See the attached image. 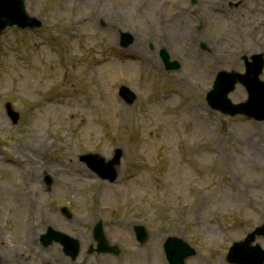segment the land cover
I'll use <instances>...</instances> for the list:
<instances>
[{"label":"rangeland","instance_id":"1","mask_svg":"<svg viewBox=\"0 0 264 264\" xmlns=\"http://www.w3.org/2000/svg\"><path fill=\"white\" fill-rule=\"evenodd\" d=\"M22 1L41 26L0 34V256L168 264L164 242L176 238L194 252L185 264H226L231 245L264 223V121L225 116L205 97L219 70L242 73V57L263 50L264 27L203 23L200 0ZM162 49L177 69H165ZM229 99L246 92L238 85ZM116 150L112 183L80 160ZM50 228L77 241L74 261L43 244ZM114 246L117 256L102 250Z\"/></svg>","mask_w":264,"mask_h":264},{"label":"water","instance_id":"2","mask_svg":"<svg viewBox=\"0 0 264 264\" xmlns=\"http://www.w3.org/2000/svg\"><path fill=\"white\" fill-rule=\"evenodd\" d=\"M13 25H17L20 28H33L37 27L39 22L25 14L20 0H0V32L6 26ZM161 58L168 70H174L179 67V65L175 63L169 64L167 55L164 52L161 53ZM262 64L263 61L260 57L253 58L252 63L247 65V73L244 76H239L235 73L220 72L213 85V90L209 93L207 98L210 107L215 110H220L225 115L234 116L236 114H241L255 118L256 120H263L264 84L259 81ZM250 69H253V72H251ZM237 80L247 87L249 98L246 103L233 105L227 98V95L233 90ZM120 96L127 99L129 102H132L135 98L126 87H121ZM12 117H14V115H12ZM81 159L87 162L93 170L98 172L102 179L113 181L116 177L114 167L119 164L120 152L117 150L115 157L107 163L102 159L97 160V158L92 155L81 157ZM136 232L139 240L143 242L145 236L144 228L142 226L136 227ZM58 236L65 238V236ZM96 236L102 242L100 226H98L96 230ZM255 236H264V225L251 233L245 242L234 244L230 249L228 259L239 264H262L264 261V252L261 251L259 246H254L253 248L249 247V244L255 240ZM66 241H68L65 242L68 248L67 250L71 252L69 248L74 249V253H71L74 258L77 254L78 243L75 240L73 241L67 238ZM164 251L170 264H183L185 258L194 254L189 246L172 238L166 241ZM113 252L118 253V250L114 248Z\"/></svg>","mask_w":264,"mask_h":264},{"label":"flooded vegetation","instance_id":"3","mask_svg":"<svg viewBox=\"0 0 264 264\" xmlns=\"http://www.w3.org/2000/svg\"><path fill=\"white\" fill-rule=\"evenodd\" d=\"M190 1L194 3V0ZM200 2L205 7L203 23H223L229 25V27L254 26L257 24L264 27V0H200ZM207 11L209 12L206 13ZM52 171L55 174L64 172L60 167H53ZM44 183L47 184L46 186H50L53 179L46 176ZM55 260L56 263L59 261V259ZM223 263L234 264L228 260H224ZM0 264H11V261L7 256H0Z\"/></svg>","mask_w":264,"mask_h":264},{"label":"bare ground","instance_id":"4","mask_svg":"<svg viewBox=\"0 0 264 264\" xmlns=\"http://www.w3.org/2000/svg\"><path fill=\"white\" fill-rule=\"evenodd\" d=\"M87 1H90V0H87ZM187 33H188V31L186 30V31L183 33V36H184V37H185V36H186V37H187V36L190 37L191 34H192V33H191V34H190V33L187 34ZM161 47H162V46H160L159 48H161ZM162 50H164V49H162ZM22 146H23L24 148H27V147L30 146V144H29V143H26V142H23V143H22ZM261 153H262V150H259V154H261ZM261 156H262V157H260V158L264 161V149H263V154H262ZM20 162H21V161H19V164H20ZM30 231H31V232L33 231V232H34L35 230H33V229L30 227L29 232H30ZM103 245H105V244H103ZM107 250H108V248H107Z\"/></svg>","mask_w":264,"mask_h":264}]
</instances>
